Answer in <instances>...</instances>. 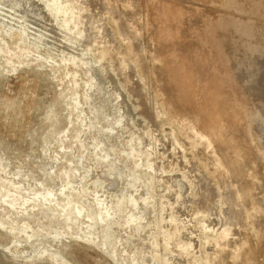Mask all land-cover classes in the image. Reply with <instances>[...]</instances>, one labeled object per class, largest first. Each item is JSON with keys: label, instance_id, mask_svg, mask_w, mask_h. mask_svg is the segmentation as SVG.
<instances>
[{"label": "bare ground", "instance_id": "bare-ground-1", "mask_svg": "<svg viewBox=\"0 0 264 264\" xmlns=\"http://www.w3.org/2000/svg\"><path fill=\"white\" fill-rule=\"evenodd\" d=\"M120 1H123L124 2V0H120ZM126 1L128 2V0H126ZM156 1L157 0H155V1H153V0H132V2H133L132 3L133 9L131 10L132 15L134 14V12H136L139 15H144L145 16L146 14L142 12V9L141 8H142V6L144 8L145 7L144 5L147 2H148V6H152L153 7V8L152 7H149V8H151L153 10L156 9V11H153V10L150 11L149 10L150 12L148 14V15L152 16L150 19H152L151 21L153 22V25H152V28L153 29L151 30V34H152L151 40L154 39L156 41V45H155V47H153L152 44L151 45H148L147 44L146 47H144L142 50H140V52L139 51H135V53H134L135 55H134V57L132 59L137 60L141 64L140 66L143 67V68H145L147 70V72H146L147 73V77H149V73H150L151 69L154 70V72L157 71L159 73L158 74V76H159L158 81L157 80H154L156 82L153 81L154 83H156V86H157V84H159L161 86H165V88H168L169 86L171 88V85L174 84V81H173V83L170 82L171 85H169L170 84L169 83V79H165L164 80V78L167 77V75H169V74L173 76V75H176V73H177L178 74V77H179V82H177V83L181 84V87H186V89L185 88H183V89H185V90L189 89L188 90V95H189V98L191 100L188 99L187 101L192 102V103H190V105L193 104V107H194V108L192 107L193 109H192L191 112H188L189 110L188 111H183V109H181L180 111L177 110L178 112L175 111L176 110V105L180 104L178 102H181L183 100V99H181V101H179L180 99H178V102H176V100H175V102H173L174 101L173 100V97L179 95L177 93L178 91H176V94H178V95L172 96L171 95V92L172 91L170 92L169 91L170 89L168 88L169 90H167V89L166 90L170 94L167 93L166 90H165L166 91L165 94L166 95L169 94L170 97L172 96V100L171 101H169L170 100V97L169 96H166L167 98L169 97L168 98L169 100L167 99L168 102H169V107H170V109H172L171 110L172 111V114H175V116L178 117L177 118L178 119L177 123L179 124V127L180 126H182V128L184 127L186 133L188 134V137H182V136L181 137L183 138V140H186V142H188L187 143L188 145H190V140L191 139L194 141V143H195L194 149L196 150V153L195 154L197 155V158H199L200 160H203L207 164V166L209 167L210 171L217 174V181H218L217 187L216 188L215 187L214 188L210 187V182L208 181L207 177L204 175L205 173L204 174H201V173L200 174H197L196 173L197 170H196V172L195 171L194 172L193 171H188L187 173L190 176L188 178L191 179V184L195 186L194 189L197 188L196 194H197V198L198 199L196 201L189 202L188 199L183 198L181 196V193H180L178 195V197H177V200L176 199H175L176 201L173 200L172 207H175V210L177 211L176 213H178L176 215L179 216V214H181V216L183 215V218L181 220L180 225L177 224V221L175 219H172V218H169L168 219V222L171 225L172 224L173 225L176 224L175 230L173 232H171L169 235L166 234L165 221L162 219V217L165 216V212H167L169 210V207H171V206H169L168 202L163 201L162 202V206H163L162 207V210L160 209L161 210V213H158V214H160V221H159L160 223H156L157 225L155 224L156 225V228H157V232H155V234H156L155 235V238H154L155 240L153 239L154 241H152L151 239H149L151 241H148V239L146 238V235H147V233H149L148 231L151 230L150 229V221H149V219L151 220V218H154L156 215L154 217H152L151 216L152 215L151 214L152 212L149 211L150 207L148 209L147 206H148V204H150L151 199L154 198V197L150 198L149 195H151V194H149L148 196H145L144 197L143 195L145 193L144 192L145 189H143V188H142V190H143L144 193H142L141 191H138V192H141L140 195L143 194L142 195L143 197L141 196L142 198H140V200H138V198H134L133 197L134 195L132 196V193L133 192H136V194H137V191H135L136 189H138V187L136 186V183L139 182V180L141 178L138 175H136V173H134V170L137 169L140 166V163H139L140 160L138 158L139 155H137V153H139V151H138L139 148L136 149L137 147H132V148L129 147L130 148V152L129 153L122 152V151L116 153L118 156L119 155L121 156L122 154H124L125 156H128V157H130L132 159V167H131L132 170L129 171V172L127 170L128 173L125 172L126 175L128 174L127 177H126L124 175V168L122 166H119L118 165L119 162L117 163V159L114 157L115 155L113 154V151H115L116 149L115 150H112L113 148H111L110 146H108V144L103 140L102 137L101 138H98L97 137V140L98 141L95 144L94 148L95 149H98V151H99L98 153L99 154H97V160H95V161H96V163H98V164H100V165H102L104 167L102 169L100 168L101 171H100V176H99L100 179L103 181V183L97 184L96 182L93 181V179H92V181H87L88 177H91L92 178V176H90V173L92 171H91L90 168H84L83 169V174H82L83 176L82 177L80 176L81 177L80 185H82V184H84V185L90 184L91 191H93L92 194L95 193V190L96 189H99L100 190L99 192L102 193V194L100 195L98 192L95 193L94 195H92L91 199L89 201H87L86 203H84L82 201H79V198H81V196H83V193H85V196H84V199H85L86 192H84V189L87 186H85L84 188H82V187L80 188V186L78 184H75V181H73L74 183H72L69 180L67 183L65 182L66 184L61 187L62 188L61 190L58 188L60 190V194L64 197V200L63 201H57L54 191L52 189L47 188V187H46L47 189H45L43 192H35V193L31 194V195L23 196L22 195V192L23 191H25V193H28V192L25 190L26 187H25V185H23V181L22 180H21L22 183H20L21 181L17 182L14 179H9L8 180L7 177H5L7 179H4V177H3L4 181L9 183V187L10 188H7L4 184H0V204H2L3 206H5L11 212H14V214L16 216V217H14V214L6 213V216L11 220V224L9 222L10 226L8 227L9 232L10 233H13L14 237L15 236H19V235L22 234L25 237L26 241H30L33 237L36 236V234L33 233V229L29 226V224L27 223V221L26 222L24 220L18 221L16 219L17 217L26 214V212L27 211H30V210H31V212L36 210L35 213H37L36 216H38V217H35V220H34L36 223H37V221H39V219L41 220V218L42 219H47L48 221H54V222L59 221V222H61L60 223L61 225H63L65 228H68V229H70L72 225H76V222L79 219V217H82V218H85V221L84 220L83 221H84V224H85V230L84 231L86 232V235H89L90 236L91 235V232L93 231V229L95 227H97L98 230H99V232H100V234H101V237H102L101 238L102 240H101L100 246H102V247L103 246L104 247L107 246L109 249L110 248L112 249V251H113L112 253H115L114 248H115V246L118 243V239H117V237L116 238L113 237L114 234L110 231V228H111V225H112V221L111 220L113 218L112 216H114L115 218H113V219H114V223H115L116 217L119 216V215H122V220H121V222L119 221V226L126 228V231H124V232H126V236H127V237L125 236L126 239L124 238L126 240V242L127 241H130L133 237H135V239L137 237V239L141 242V244L142 243L144 244V245L142 244L143 246H145V244L147 242H150L149 243V246L148 247L146 246V247L149 249L150 246H151L154 249V252H156L157 247H160L161 246V248H162V250L164 252H167V253L170 252L171 254H173L174 250L175 251L178 250V254H183L185 256L190 255L191 252L194 253L193 252L194 246H193V243H191L192 241L191 240L190 241L189 240H183V236H184L183 234L185 233L184 232L185 231V228L188 227V225H192L194 232H192L191 235L194 234L195 232L198 233V235L200 237H202V239L206 243H209L212 246V248H211V250L209 252V254L211 253L210 256H208V255L205 256L207 258L206 261H205V264H264V178H261L262 181H263L262 183H259L257 181L258 176L261 177L264 174V103H262L259 100V101L256 102V104L253 105L254 106V109H252L253 112L250 115L251 125L250 126L247 125L248 122L246 124H244L243 122H245V121H243V120H245L246 118L242 114H244V109H245L244 107L247 106L246 105L247 104L246 99L243 100V101H241V99H239V97H238L239 95H238V93H236V91H239V88H237L238 90H236L235 92H233L234 91V88H233V91L230 90L231 92H229V89H227L229 86H227V88H226V87H224L226 84L225 85L223 84L225 81L229 82L230 81L229 79H231V81H232L233 78H231L229 76L230 75L232 76V74L235 73V72H233V73L231 72L232 73L231 74L230 73V70H228V68H230L231 65L230 66L228 65L229 60H228V58L226 59V57L228 55H230V53H232L231 57H229V56L228 57L231 60V64H233L234 67L236 68V69L234 68L233 70H235L236 72L239 71V72H237V74L239 75V77L241 78V81L244 84L242 86L245 87L244 89H246V87L249 86L248 87L249 89L252 90L254 88V91H256V88H258L257 83H256V81H257L256 80V78H257L256 76L257 75L260 76L262 74V77H264V74H263L264 73V63L261 62L262 59H264V57H263L264 52L261 53V54H263L262 57H261L260 56L261 54L258 52L259 50L258 51H255V52H258L259 53V54H257V55L260 56V59H259L257 56L254 57L256 55V53L253 51L255 53L254 56H253L254 60L256 58H258V60L256 59L257 62H255V63H254L253 58L251 57L252 55H250V54H252V52L250 54L248 53L249 56L252 58V60H249L250 57L247 56L248 54L245 51L243 53L240 52V50H242V48L244 47V45H242V42L244 41V39L246 40V39H249L250 38L249 37L250 33L247 32L249 34L248 35L245 31L242 32L240 29H238V30H240L242 32V33H240V31H236L235 30L236 28L233 29L232 27H230L232 24L229 25V27H228V24H226L228 21H226V20H231V22H232V19L229 18L230 16H228V17L226 16L227 18L224 17V19H223L222 16H225L226 14H223V15L215 14L216 12H213L211 10V12H213L215 14V16L213 14V16L211 18V16H209V15L206 16L205 15L207 13V11H206L205 14H203L204 13V10L202 12L201 9H200V11L197 10V9H195L192 6L193 3H192L191 6L194 9L191 8L190 6L189 7H185L184 5L181 6L182 4L179 5L178 4L179 2L177 4L176 3L168 4V3L158 2L159 0L157 2ZM193 1H197V0H193ZM222 1H224V0H222ZM0 2L2 4H4L5 6L7 5L8 10L9 9L11 11L13 10V11L17 12L18 14H22V15L30 18V20L28 22H30L32 20L34 22V24H36V26H38V25L41 24L42 26L43 25L46 26V28L48 30L49 29L51 30V29H53V27H55L54 28V32H55L56 27H58V29L59 28L60 29H63L64 28V31L66 29V30L71 31V32L73 31V33L75 32L76 36H78L79 38L83 39L82 40V43L83 42L86 43L87 46L85 48H87V50H88L87 55L89 54V51H90V53H93L94 54L96 60L99 63L100 62H103V63L104 62H107L111 58H113V60H114V55H113V57L111 56L112 54L110 53L108 47H111V46L114 47V48L117 47V44H116L117 43L116 42L117 41V38L111 33L110 28L107 29V25L104 23V19L107 16V14H104V9H105L104 8V0H72V2L71 1H69V2L68 1L62 2L61 0H0ZM188 3H190V2H188ZM203 3H204V1H203ZM74 4L75 5L77 4V6H75ZM183 4H184V2H183ZM185 4H187V1H186ZM196 4L197 3H195L194 5H196ZM246 4L249 7H252V9L257 10L258 12L262 13V15L264 14V3L261 0H246ZM186 6H188V5H186ZM1 7L3 8V6H1ZM1 7H0V9H2ZM116 7H117V5H116ZM241 7H242V5H241ZM237 9H235V10H237ZM205 10H207V9L205 8ZM9 12L10 11H8V13ZM208 12L210 13V11H208ZM11 14L13 15V13H11ZM18 14L16 16H20ZM111 14H113L112 11H111ZM2 15H3V13H2ZM234 17H236V16H232V18H234ZM7 18H10V17H7ZM59 18H61V21H59ZM186 18L193 19V22H192L193 25H191L190 24L191 22L190 21H187ZM260 18L258 20H260ZM3 20H4V18H3ZM4 21H2V22H4ZM20 22H21V20H20ZM24 22H26V20ZM231 22H229V24ZM18 23H16V24H18ZM199 23H200V25H199ZM219 23L220 24L222 23L224 25H227V26H225L227 28L222 27V26H224L222 24H221L222 26L219 25V27H217V25ZM250 23H251V21H250ZM254 23L259 26L258 22L257 23L256 22H253V24ZM233 24L235 25V23H233ZM239 24H242V26L240 28L243 29V30H246L245 28H247V27H249V30H250V28H255V27L258 28L257 25H251L252 23L249 24V19H248V21H237L236 22L237 28H238ZM246 24H249V25H246ZM234 25H232V26L235 27ZM3 26H2V28H3ZM24 27H22V25H20V28H18V30L16 32L14 31L15 33L13 32V34L10 35V37H11L10 39H14L15 40V44L20 43V42L23 43V45L20 44L22 46H20V45L17 46L18 52H15L16 50L15 51L14 50L12 51L9 48V46H8V42L4 41V39H2L1 38V35H0V38H1L0 39V53H2L3 55L9 56V58L8 57L5 58V61H6L7 64H13V65H15V64H19V65L24 64V63H26V60L29 58L28 56H32V57L34 56L33 55L34 53H33L32 49H30L29 47H33L34 46L38 50V47H39V46H37L38 44L36 43L37 45H35V44H33V43L30 42L31 39H29L28 38V35H26V34H28L26 32L27 27L26 28H24ZM11 29L12 28H10L8 31H10ZM13 29H15V28H13ZM119 29H120L121 36H122V34L124 33V29H122V26H120ZM30 30H32V29H30ZM35 30H38V29H35ZM2 31L0 29V33H2ZM8 31L5 30L4 33L7 34ZM56 31H57V29H56ZM246 31H248V30H246ZM252 31H253V29H252ZM257 31L259 32L258 29H257ZM257 31L255 30V32H257ZM43 32H44V30H43ZM39 33H36V34H39ZM49 33H51V31L50 32H46V34H49ZM55 34H57V33H55ZM59 34H60V32H58L57 36ZM209 34L212 37L211 38L212 44H213V39L215 41V43L213 44V46H216L215 44H217V43L227 44L226 45L227 47L230 46L229 47V51H230L229 54L227 55L225 53L227 55L226 57H225V54L224 53L221 54L222 56H224V58L223 59H220V61H216V63H215L214 58H217V57L215 55H213V52H210V48L211 47L210 48H207L206 47L207 44L206 45L204 44L205 41H206L205 39L210 37V36H208ZM260 34L263 35L262 32ZM190 35H194L193 36L194 37L193 39L195 41L193 39H191L192 36H191V38H189ZM60 36H61V34H60ZM72 36H74V34ZM215 36L219 40H216L215 39ZM256 36H258V35L256 34ZM259 36L257 38H259ZM23 37L24 38L27 37L28 39L26 40ZM49 38H51V35H50ZM187 38H189L190 40H188ZM236 38H237V40H235ZM257 38H254V39L259 40ZM68 39H70V38H68ZM128 39H129V42L134 43L133 44L134 47H135V45L138 44V42L135 41L133 38H128ZM209 39H207V40H209ZM260 39L261 40L259 42L261 43V45L264 44V37L263 36H260ZM34 40L36 41V39H34ZM34 40H32V41H34ZM52 40H54V39H52ZM56 40H57V38H56ZM56 40H54V41H56ZM71 40H73V39H71ZM123 40L126 41L127 40V37H124ZM151 40L148 39L149 42H151ZM9 41H11V40H9ZM59 41H60V39H59ZM191 41H192V44L195 42L197 45L196 46H194V44L192 45L191 44ZM252 41H251V43H252ZM43 42H45V41H43ZM60 42H58V43H60ZM26 43L28 44L29 47L28 46H24V45H26ZM41 43L42 42L40 41V45H41ZM68 43H71V42H68ZM139 43H140V41H139ZM254 43L255 44H258L257 41L254 42ZM115 44H116V46H114ZM43 45H45V43ZM190 45H192V47L194 46L196 48H197V46L199 47V48H197L198 49L197 55L194 56L195 49H193L192 47H190V49L192 48V51H193V55H191L190 52H192V51L188 49ZM250 45H249V47H250ZM258 45H256V47L255 46L254 47L252 46L253 49H256V50L259 49L257 47ZM238 46H241L240 49H239ZM41 47H42V45H41ZM50 47H52V46L50 45ZM60 47H62V46H60ZM63 47H64V45H63ZM227 47H226V49H227ZM69 48H72V47L69 45ZM118 48L119 47H117V49ZM260 48H261V50H263L264 47H261L260 46ZM186 49H188L187 51L189 52V56L191 55V58L192 59L190 61H188V59H185V56L187 54H185L184 57L182 56L181 51L184 53V52H186V51H184ZM85 50H83V48H82V51H85ZM223 50H225V49H223ZM78 51L79 50H77V52ZM117 51H119V50H117ZM200 51H201V54L199 53ZM246 51H247V49H246ZM72 52H73V49H72ZM41 53L42 54L44 53V55L46 54L45 52H41ZM74 53H76V52H74ZM119 53H123V52L120 51ZM38 54H40V53H38ZM48 54H46V55L48 56ZM55 54H56V50H55ZM58 55H60L61 58H62L61 59V62H60L61 64L63 63L64 65H67L66 63L72 62L75 65L74 60H71L70 61V59L68 58L69 55H66V53H65L64 50L61 51L60 54H58ZM77 55H79V54H77ZM80 55H81V53H80ZM239 55H241V56H239ZM42 56L43 55H41V57ZM13 57L14 58H17L18 60H20L23 57H27V59L24 60V61L12 62L13 60L11 61V59ZM39 57H40L39 55H37V56L35 55L34 56V58H36V59H40L41 58V57L40 58ZM147 57L152 58V63L154 62V64L155 63H158L159 64V63H161V62L164 61L165 65L164 66H161V64H160L161 67L158 66V65L157 66H155V65L149 66V65L146 64ZM81 58H83V57H81ZM86 59H80V60L79 59H76V60H79L77 62H79V64L80 63L82 64L83 69L85 67V70H82V71L86 72L85 74L90 73L91 75H94V72L96 73V71L99 70V67H98V69H96L95 68V65H93L92 63H90L89 62V59L88 60H86ZM54 60H55V57H54ZM227 60H228V63H227ZM259 60H261V61H259ZM57 61L58 60H56L54 66H53V63L52 62L46 61V62H48L49 65H52V66H49L48 65V67H49V69H50L51 72H58V70H60V69L57 68L58 67V64H59V63H57ZM109 62H110V60H109ZM217 62H219L220 64H218ZM0 63H2V62H0ZM40 63H41V59H40ZM33 64H35V63H33ZM116 64L117 65H116V69L115 70L117 71V74H119L121 76V78L123 79V83L126 84V87H128L129 92L132 93L131 94L132 97H133L134 93L136 95L137 94L139 95L140 93H139V91L137 89H139V90L142 91V89H140V88L137 87V86H139L138 85L139 80H138V82H136L137 79H133L134 81L136 80L135 81L137 83L136 84L134 81H131L132 76H130L133 73V69L136 68L135 65H134V63L133 64L130 63L129 59H127L126 56H122L121 60H118L116 62ZM68 65H70V64H68ZM233 65H232L231 68H233ZM42 66H44V68L46 69L45 65L42 64V63L38 65V69H39V67H42ZM103 66H104V64H103ZM143 68H141V69H143ZM95 69H96V71H95ZM146 70H144V71H146ZM163 70H166L169 73V74H166L165 77H163V73H166V72H163ZM207 70H209L211 73H209V71L207 72ZM97 72L99 74L100 71H97ZM157 72L155 74H157ZM220 72H222V74L224 73L223 76H221L222 74L220 75ZM250 73H252L253 75L250 74ZM46 75H48V73ZM71 75H73V74L70 73V72H67L66 73V76L67 77L68 76H71ZM107 75L110 76V74H107ZM254 75H255V77H254ZM94 76L96 77L97 75H94ZM94 76H93L92 81H89V82L86 83L87 90H85L87 92V96L85 95L86 96V101L88 102V104L87 103L86 104L88 105L89 114L91 115V117H90L91 120H89L88 122H86L87 120L84 119L85 117H83V118L81 117V115H80L81 112L80 113H76L77 114L76 118L80 122V125H78V126L82 127V129L83 128H86V130H89V132L90 131H94L95 132L96 131L95 130V128H96L95 127V124L103 125V126H101L102 127L101 128L102 131L103 132H107L110 135V138H113L114 137L113 139H115V137H117L118 134H115L114 133V127L115 126L116 127H120L122 125L126 126L125 124L127 123V121H128L127 118L129 116L127 114L130 113L131 110H129V109L131 107L128 106V107H130L129 109L127 108V111L129 110L128 113L121 112L120 116H118V117H114V118H112V116H110L108 118L103 117L102 104H103L104 101H103L102 96L105 94L103 90L106 89V88H104L102 90V88H101V82H99L98 80L95 81L94 80ZM120 76H118V77L120 78ZM133 76H134V74H133ZM172 76H171V78H172ZM236 76L234 77V79L235 78L236 79L239 78V77H236ZM56 77H58V75ZM112 77H115V76H112ZM112 77L111 78L109 77V78L112 79ZM227 78H228V80H227ZM260 78H261V76L258 78V80H260ZM143 79H145V77H143ZM261 79H264V78H261ZM112 81H113V84H114L116 82V79L113 78ZM112 81H111V84H112ZM145 81L147 82V80H145ZM237 81L235 80L234 82H237ZM253 82L256 83V84L255 85H252ZM65 83H67V82H65ZM69 83H70V81H69ZM261 83H263V82H261ZM234 84H236V86ZM234 84L233 85L235 87H237V85L239 86L238 83H234ZM258 84L261 85L260 84V81L258 82ZM115 85H117V83H115ZM227 85H229V84H227ZM231 85H232V82H231ZM152 86L150 85L149 87H152ZM177 86H180V85H176V87ZM77 87H75V88L77 89ZM116 87L117 86L112 87V89L113 88H116ZM262 87H264V85H262ZM80 89H81V87H80ZM82 89H83V86H82ZM148 89L145 88V90H148ZM230 89H232V88H230ZM241 89L243 90V87L240 88V90ZM117 90H115V91H117ZM182 90L179 91V93L184 91V90L183 91ZM118 91L120 92V90H118ZM189 91H190V93H189ZM191 91H193V92H191ZM243 91H245V90H243ZM74 92H76V91H74ZM245 92H247V91H245ZM249 92H250V90H249ZM251 92L254 93L253 91H251ZM107 93H108V91H107ZM145 94H146V91H145ZM172 94H175V93L172 92ZM243 94H242V97H244ZM263 94H264V92H263ZM68 95L69 96H66V97L71 98L73 96L72 94H68ZM109 95L110 94L108 93V97L109 98H112L111 95L110 96ZM123 95L125 96V94H123ZM136 95H134V96H136ZM188 95H186V96H188ZM251 95L252 94L249 95V99H250V96ZM93 96H96L100 101H98V102L93 101ZM119 96L121 97V94H119ZM245 96H247V94ZM179 97H181V94H180ZM65 98H63V99H65ZM257 98H258V96H257ZM84 99L85 98H83V100ZM139 99H142L141 101L145 100L144 104H146L147 101H149L150 98L148 99L146 97V95H143L142 94V96L139 97ZM75 100L76 99L71 100L72 102L70 104L68 102L67 106H70L71 109L74 110V111L80 110V108L79 109L77 108L78 107V104L77 103L74 104L75 103ZM247 100H248V96H247ZM254 100H253V102L255 103ZM110 101H109V103H111ZM124 101H125L124 99L122 101H118L119 102V105H121ZM140 103L141 102H139V105H140ZM175 103H178V104L175 105ZM181 103H183V102H181ZM104 104L107 105L108 103H105L104 102ZM151 104H152V102H151ZM157 104L155 103V106H157ZM143 105L141 103V107ZM248 105H249V103H248ZM104 106L105 105H103V107ZM146 106L147 105H145V107ZM148 106H149V104H148ZM153 106L151 108H153ZM184 106H185V103H184ZM145 107L143 108L144 109L143 112H145V110H147V109L150 108L149 107V108L145 109ZM157 107L159 108V106H157ZM156 108L154 109V117L157 119V118H160V117L158 115L159 112L157 111ZM166 108L168 110V107H166ZM190 109H191V107H190ZM120 111H123V110H120ZM147 112H148V110L146 111V113ZM168 113H169V110H168ZM131 114L132 113H130V115ZM150 114L151 113H149V115H148V113H147V116H150V118L154 119L153 118V115H152L153 113L151 115ZM147 116H146V118H147ZM148 118H147V120H148ZM157 120H159V119H157ZM155 121H154V124L157 123V122H159V121H157V122H155ZM71 123L73 124L72 121H71ZM152 123L153 122H151V124ZM135 124L138 125V123H135ZM157 124H158V126H159V124L161 126V123L160 122L157 123ZM251 126L252 127L254 126V129H255L254 131L259 136L258 138H259V141H260L261 146L263 147V150H259L257 147H254V144H252L253 141L251 142V137H250V133H249L250 132V128L252 129ZM159 127L155 126V130L153 131L154 133L152 132L154 135L158 134V136H155V137L153 136L154 137V141L153 142H150L149 144H147V148H149V150H150L149 151L150 153L148 152L149 153L148 156L149 155H152V151L154 149H158L157 146H160V144L163 145L167 141H169V143L171 144V146H176V141L174 139H172V137L170 136L169 133H167V132H169V130L165 133V131H163L164 128L163 127H160L159 128ZM142 128H139V129H142ZM161 128H163V130ZM151 130H153V128ZM133 131H134V129H133ZM118 132H119V130H118ZM139 133H141V132H139ZM146 133H148V132H146ZM57 134H55L54 136H56ZM65 134L63 135V137L65 136ZM92 134H93V132H92ZM119 134H121V133L119 132ZM141 134H140V136H141ZM148 134H150V133H148ZM89 136H88V139H89ZM136 136H137L136 138L138 140H139V138L141 140V137L139 135H136ZM146 136H147V134H146ZM150 136H152V135H150ZM95 137L96 136H93V138H95ZM52 138H50V139L52 140ZM125 138H127V137H125ZM50 139H48V140L50 141ZM74 139H76V138H74ZM79 139H80V137H79ZM144 139H145V137H143L142 141ZM105 140H106V138H105ZM145 141H147V140H145ZM132 142H133V140H132ZM44 143H47V142L44 141ZM60 143H61V141H60ZM74 143L77 144L76 142H74ZM89 143H92V142H90V140H89ZM67 144H69V142ZM127 144H128V142H127ZM61 145H62V143H61ZM140 145H142V144H139L138 146H140ZM145 145H143V146H145ZM78 146H79V142H78ZM129 146H131V145H129ZM143 146L140 147V150L142 149ZM164 146L167 147L166 145H164ZM73 147H74V145H73ZM165 147H163V148L165 149ZM145 148H146V146H145ZM147 148H146V150H147ZM53 149L54 148H52V150ZM95 149H94V151H96ZM161 149H162V147H161ZM0 150H1V148H0ZM143 150H145V149H142V151ZM67 151H69V150H67ZM72 151H74V150H72ZM158 151H160V150H158ZM57 152H61V151H57ZM182 152H183V150H182ZM133 153H135L137 156L134 155ZM156 153H157V151H156ZM0 155H2V154H0ZM5 155H6V153H5ZM64 155H63V157H64ZM71 155H69V156H71ZM82 155H83V153H82ZM145 155H146V153H145ZM232 155H234V156H232ZM22 156L24 157V155H22ZM83 156H85V155H83ZM176 156L178 157V155H176ZM181 156H180V158H181ZM53 157H55V155H53ZM56 157H57V155H56ZM121 157H123V156H121ZM169 157H170V155H169ZM169 157L167 156L168 159H169ZM84 158H86V156ZM152 158H153V156H152ZM11 159H12V157H11ZM19 159H16V160H19ZM183 159H185V158L182 157V161H183ZM144 160H146V158H144ZM21 161H22V159H21ZM66 161H67V163L69 165L72 164L71 158L70 159L67 158ZM79 161L80 160L76 161V163H78ZM174 161H175V159H174ZM174 161H171V162H174ZM1 162H4V161H1ZM146 162H147V164H145L146 165L145 166V169L147 171V177L145 175L146 178L145 177L144 178L148 182H152L154 180V177H153L154 174L153 173L157 172V169L155 168L156 165L155 164L153 165L152 159L151 160L149 159ZM159 162H162V159ZM165 162H166V160H165ZM168 162H170V161H168ZM195 162H197V161H195ZM73 163H74V161H73ZM7 164H6V166H7ZM41 164H40V166H41ZM126 164H128V163H126ZM159 164L160 163H158V165ZM173 164H175V163H173ZM189 164H192L193 165L195 163L194 162L193 163L191 162ZM3 165H4V163H3ZM16 165H17V162H16ZM52 165H53V162H52ZM161 165H162V163H161ZM168 165H169V163H168ZM192 165H191V168L194 169L193 168L194 165L193 166ZM40 166L38 165V167H40ZM143 166H144V164H143ZM11 167H12V165H11ZM83 167H81V168H83ZM95 167H97V166H95ZM157 167L159 168V166H157ZM181 167H182V170H183V167L184 166H181ZM247 167L251 171V173L249 175L246 172V168ZM0 168H1L0 171L3 172L4 169H2L1 166H0ZM13 168H15V167H13ZM43 168H45V167H43ZM80 169H79V171H80ZM145 169H144V171H145ZM168 169H166V170H168ZM38 170H40V168ZM49 170L47 172H49ZM71 170H77V169L73 167V169L70 168V170L65 171V174H66L67 178H69V175H70ZM98 170H99V168H98ZM142 170H143V168H142ZM51 172H53V171H51ZM75 172H72V173H75ZM18 173L16 172V174H18ZM25 173H27V172L25 171ZM40 173L41 172H39V174ZM46 173L44 174L45 176L48 175ZM61 173H62V169H61ZM168 173H170V172H168ZM168 173H166V174L168 175ZM144 174H146V173H144ZM157 174H156V176H157ZM31 175H33V174H31ZM31 175H30V177H31ZM63 175H64V172H63ZM15 176H17V175H14V177ZM33 176L31 178H33ZM58 176H57V178H58ZM66 176H64V177H66ZM141 176H142V174H141ZM17 177H15V178H17ZM48 177H49V175H48ZM171 177H170V179H171ZM182 177H184V176H182ZM31 178H29V180ZM41 178H42V176H41ZM142 178H143V176H142ZM21 179H23V178L21 177ZM46 179L49 180L48 178H46ZM161 179H162V177H161ZM161 179L160 178H159V180L157 179L158 181H160V182H158V181L157 182L160 185H162V187H165L166 188V190H167L166 192H169L170 189H169V187H168L169 185L167 183L169 182V184H170L171 183L170 180L166 183V182L162 181ZM167 179H168V176H167ZM56 181H54V182H56ZM65 181H67L66 178H65ZM41 182H42V184L44 183L43 181H41ZM28 184L29 183H27V185ZM50 184H48V185H50ZM143 184H141V185L143 186ZM37 185L35 184V186H37ZM23 186L25 188L21 190V188ZM118 186L121 187V190L118 189L119 190V195L116 196V194H113L112 192ZM172 187H174V185ZM174 188H173V190H174ZM58 189H57V191H58L57 193H59V190ZM148 189L149 188H147V191H149ZM86 191H88V190L86 189ZM163 192H164V190H163ZM89 194L91 195V193H89ZM155 195H153V196H155ZM174 195H176V193ZM171 197H173V196H171ZM159 201H160V199H159ZM153 203L155 204V202H153ZM157 205H160V204H157ZM28 209H30V210H28ZM90 209H91V212H92V210H94L95 212L90 213L89 212ZM173 214H175V213L173 212ZM166 215H167V213H166ZM4 216H5V214H4ZM149 216H150V218H149ZM43 221H45V220H43ZM4 223L5 224L6 223L8 224V222H4ZM39 223H40V221H39ZM0 225H3V224L0 222ZM42 227H43V225H42ZM159 227H160V229H159ZM117 228H119V227H116V229ZM156 228H154V229L156 230ZM189 228L191 230V227H189ZM39 229H40V227H39ZM117 230H119V229H117ZM62 231L63 230H61V232ZM2 232H4V231L2 230ZM61 234L62 233H58V232H53L52 233L51 231H47V233H46L47 236H49L51 238H54V240H55V238L58 239V237H60ZM115 235H116V233H115ZM188 235H190V233L187 234V236ZM198 235H197V237H198ZM62 236H64V234ZM116 236H118V234ZM194 236H196V235L194 234ZM75 237L78 238L79 235H77ZM192 237H193V235H192ZM159 238H162V241H160L161 243L158 241ZM19 239H18V241L16 240V242H19ZM25 239L23 238V240H25ZM59 239H61V237ZM85 240H87V239H85ZM62 241H64V240H62ZM139 241H137V242H139ZM132 242H135V241H132ZM43 243H45V242H43ZM196 243H197V240H196ZM64 244H65V242H64ZM87 244H89V243H87ZM120 244H121V242H120ZM137 244H139V243H137ZM46 245H47V243H46ZM142 245H140V246H142ZM207 245H205V246H207ZM15 246H16V244H15ZM25 246H26V244H25ZM91 246H93V245H91ZM131 246H133V244ZM140 246L137 245V248L136 249H138ZM143 246H142V248H143ZM201 246H200V249H201ZM16 247H18V246H16ZM30 247H34V246H30ZM56 247H57V245H56ZM56 247H55V249H56ZM146 247H145V250H146ZM8 248L7 247H0V264H58L62 260L61 259V256H59L60 254L58 255L56 252L55 253H51L50 252L51 249L49 251V249L47 250L46 247H43L42 249H40V248L39 249L36 248L35 250L32 249L31 255L27 256V258H25L26 260L22 257V259H24L25 261H19V259H18L19 257L17 256V254L16 253L14 254V253L10 252ZM50 248H52V247H50ZM121 248L122 247H120V249ZM132 249H134V248H132ZM149 250H151V249H149ZM99 251H100V249H99ZM131 251L133 253V254H131L132 256H130V257H132L131 263L132 264H136L137 263V260H136V258L133 257L134 256V252L136 250L135 251L134 250H131ZM148 251L147 252L145 251L144 253L141 251L142 254L140 252V255H141V259L140 260L142 261V259H143V261H144L143 263L144 264H152V263H150V261L154 259V258H152V259L151 258H148L149 255L151 254L150 251L149 252ZM110 252H111V250H110ZM151 252L153 253V250ZM195 252H197V251L195 250ZM204 252H205V250H204ZM120 253H121V251H120ZM156 254H157V252H156ZM197 254H198V252H197ZM124 255H123V257H124ZM63 256H64V254H63ZM192 257L193 258H190V259L193 260L194 264H196V263L199 264L201 262L200 261L198 263V260H197L198 258L195 259L197 256H195V257L192 256ZM176 259H178V257ZM183 260H185V259H183ZM195 260H197V262ZM63 261H64V259H63ZM172 261H174V260H172V258L165 257V255H164V258H163V261L162 262H163V264H172ZM126 262H127V260H126ZM180 262H182V263H180ZM180 262H179L180 264H183L184 263L183 261H180ZM175 263H176V261H175ZM158 264H159V262H158ZM189 264H191V262H189Z\"/></svg>", "mask_w": 264, "mask_h": 264}, {"label": "rangeland", "instance_id": "rangeland-1", "mask_svg": "<svg viewBox=\"0 0 264 264\" xmlns=\"http://www.w3.org/2000/svg\"><path fill=\"white\" fill-rule=\"evenodd\" d=\"M62 2H66V1H71L72 2V0H61ZM126 0H124V2L123 1H120V0H104V14H107V16H106V18L104 19V23L107 25V29H109L110 28V31H111V33L117 38V47H119L118 49H117V47H108L109 48V51H110V53L112 54L111 56L113 57V55H114V60H113V58H111V59H109L110 60V62H109V60L107 61V62H98L97 60H96V58H95V56H94V54L93 53H90V51H89V54L87 55V53H88V50H87V48H85L87 45H86V43L85 42H83L82 43V40L83 39H81V38H79L78 36H76V34H75V32L73 33V31L71 32V31H68V30H66L65 29V31H64V28L63 29H58V27H56V29H57V31L58 32H60V34H61V36H60V34L57 36V34H58V32L56 31V29H55V32H54V28L55 27H53V29H47L46 28V26H42L41 24V26L40 25H38V26H36V24H34V22L31 20L30 22H28L29 20H30V18H28V17H26V16H24V15H22V14H18L17 12H15V11H11L10 9L8 10V8H7V5L5 6L4 4H2L1 2H0V7L1 6H3V8L2 9H0V29H1V31H2V33H0V35H1V38L2 39H4V41H6V42H8V46H9V48L13 51H15V52H18V49H17V46H19L20 44H22L23 45V43L22 42H20V43H17V44H15V40L14 39H10L11 37H10V35L11 34H13V32L15 31H17L18 30V28H20V25H22V27H24L25 25V27L24 28H26L27 27V30H26V32L28 33V34H26V35H28V38L29 39H31L30 40V42L31 43H33V44H35V45H37V46H39L38 47V50L33 46V47H29L28 46V44L26 43V45H24V46H28L30 49H32V51H33V55L35 56H37V55H39L40 57H41V55H43L40 59H41V63L42 64H44L45 65V67H46V69L44 68V66H42V67H39V69H38V65L39 64H41L40 63V59H36V58H34V56L32 57V56H28L29 58L27 59V57H23V58H21L20 60H18L17 58H12L11 59V61L12 62H17V61H24V60H26V63H24V64H21V65H19V64H15V65H13V64H7L6 63V61H5V58H9V56H7V55H3L2 53H0V62H2V63H0V148H1V150H0V154H2V155H0V162L1 161H4V162H1L0 164V166L2 167V169H4V171L2 172V171H0V184H4L7 188H10L9 187V183L8 182H5L4 181V179H7L8 178V180L9 179H14L15 181H17V182H19V181H23V185H25V187L23 186L22 188H21V190L22 189H24L25 188V190L28 192V193H25V191H23L22 192V195L23 196H27V195H31V194H33V193H35V192H43L45 189H47V188H49V189H52L53 191H54V193H55V196H56V200L57 201H63L64 200V197L60 194V190L62 189L61 187L62 186H64L69 180L72 182V183H74L73 181H75V184H78L79 186H80V188L82 187V188H84L85 186H87V187H85V189H84V192H86V197H85V199H84V196H85V193H83V196H81V198H79V201H82V202H84V203H86L87 201H89L90 199H91V197H92V195H94L95 193H99L100 195L102 194V193H100L99 191V189H96L95 190V193L94 194H92V192L93 191H91V188H90V184H87V185H84V184H82V185H80V182H81V177L83 176L82 174H83V169L84 168H90L91 169V173H90V176H92V178L91 177H88V179H87V181H92V179H93V181L94 182H96L97 184H101V183H103V181L100 179V171H101V169L102 168H104L102 165H100V164H98V163H96V161L95 160H97V154H99L98 152V149H95L94 148V146H95V144L97 143V137L98 138H103V140L108 144V146H110L111 148H113L112 150H115V151H113V154L115 155L114 157L117 159V163H118V165L119 166H122L123 168H124V175L127 177V175L125 174V172L126 173H128L129 171H131L132 170V159L130 158V157H128V156H125L124 154H122L121 156H123V157H121L120 155L118 156L116 153H118V152H126V153H129L130 152V148H132V147H137L136 149H138V151H139V153H137V155H139L138 156V158H139V163H140V166L137 168V169H135L134 170V173H136V175H138L139 177H141L140 178V180H139V182H137L136 183V186L138 187V189H136L135 191H137V194H136V192H131L132 193V196L134 197V198H138V200H140V198H142L143 196L145 197V196H148L149 194H151V195H149V197L150 198H152V197H154V198H152L151 199V202H150V204H148V209H149V207H150V209H149V211H151L152 213V217H154L155 215V217L154 218H151V220L149 219V221H150V229L151 230H149L148 232L149 233H147V235H146V238L148 239V241H154L155 239V232H157V228H156V223H160L159 221H160V214H158V213H161V210H162V202L163 201H166V202H168V204H169V206H171V207H169V210L167 211V212H165V216L164 217H162V219L165 221V226H166V234L167 235H169L171 232H173L174 230H175V226H176V224L175 225H171L169 222H168V219L169 218H172V219H175L176 221H177V224H179L180 225V223H181V220H182V218H183V215L181 216V214H179V216L178 215H176V214H178V213H176L177 211L175 210V207H172V203H173V200L174 201H176L177 200V197H178V195L181 193V196L183 197V198H186V199H188V201L189 202H193V201H196L198 198H197V194H196V191H197V188L196 189H194L195 188V186L194 185H192L191 184V179L190 178H188V177H190L189 175H188V171H195L196 172V170H197V174H204L206 177H207V179H208V181L210 182V187H212V188H216L217 187V185H218V181H217V174L216 173H213V172H211L210 171V169H209V167L207 166V164L203 161V160H200L199 158H197V155L195 154L196 153V150L194 149V147H195V143H194V141L191 139L190 140V145H188L187 143L188 142H186V140H183V138L182 137H188V134L186 133V131H185V128L183 129L182 128V126H180L179 127V124L177 123V121H178V117L177 116H175V114H172V109H170V107H169V102H168V98L170 97V93L167 91V90H169L170 92L172 91L173 93H175V94H172V92H171V95L172 96H175V95H178V96H175V97H173V102H175V100H176V102H178V99H180L179 101H181V99H183L181 102H183V103H181V102H178V103H180V104H178V103H175V105L176 104H178V105H176V112H178L177 110H181V109H183V111H188V112H191L192 111V109L194 108L193 107V104H191L190 105V103H192V102H190V101H187L188 99L189 100H191L190 98H189V95H188V90L189 89H187V90H185L186 89V87H181V84H179V83H177V82H179V77H178V74L176 73V75H170L169 73H168V71H166V70H163V72H166V73H163V77H165L166 76V74H169V75H167V77H165L164 78V80L165 79H169V83L171 82V83H173V81H174V84L173 85H171V83L169 84V85H171V88H170V86L168 87V88H165V86H161V85H159V84H157V86H156V83H154V82H156V81H154V80H157L158 81V79H159V76H158V72L157 71H155L154 72V70H152L151 69V71H150V73H149V77H147V70L145 69V68H143V67H141L140 65V63L137 61V60H135V59H132L133 57H134V53H135V51H139L140 52V50H142L144 47H146V45L148 44V45H151L152 44V46L153 47H155V45H156V41L153 39V40H151V37H152V34H151V30L153 29L152 28V25H153V22L151 21L152 19H150L152 16H150V15H148L149 14V12L150 11H152L153 9H151V8H149V7H152V6H148V2L144 5L145 7L143 8V6H142V12L143 13H145L146 15L144 16V15H139L138 13H136V12H134V14L132 15V13H131V10L133 9V7H132V0L130 1V0H128V2L126 1ZM153 1H155V0H153ZM158 1V0H157ZM156 1V2H157ZM172 1V2H171ZM186 1H187V4H185L186 3ZM203 1H204V3H203ZM220 1V2H219ZM263 3H264V0H261ZM130 2V3H129ZM158 2H163V3H168V4H172V3H178L179 5H181V6H185V7H191V8H195V9H197V10H199L200 11V9H201V11L203 12V10H204V13L203 14H205L206 13V11H207V13L205 14L206 16H211V18H212V16H213V12H216L215 14H219V15H223V14H226L225 16H222L223 17V19H224V17H228V16H230L229 18H231L232 19V22H231V20H226V21H228L226 24H228V27H229V25H234L233 23H235V27H233L232 25L230 26V27H232L233 29L234 28H236L235 30L236 31H245L246 33L248 32V33H250V35H249V39H244V41L242 42V45H244V47L242 48V50H240V52H246L247 54L249 53H251L252 52V54H250V55H252L251 57L253 58V56H254V54L256 53V55L254 56V57H258L259 59H260V56L262 57V55L263 54H261V53H263L264 52V48H263V50H261V48H260V46L261 47H264V44H262L261 45V43L259 42L261 39H260V36H263L264 37V14L262 15V13H260V12H258L257 10H254V9H252V7H249L247 4H246V0H224V1H222V0H197V1H193V0H159ZM183 2H184V4H183ZM188 2H190V3H188ZM207 2V3H206ZM219 2V3H218ZM192 3H193V5H192ZM195 3H197L196 5H194ZM245 3V4H244ZM129 4V5H128ZM202 6H200V5ZM240 4V5H239ZM75 5V4H74ZM116 5H117V7H116ZM150 5V4H149ZM186 5H188V6H186ZM193 7H192V6ZM200 7H199V6ZM204 5V6H203ZM241 5H242V7H241ZM75 6H77V4L75 5ZM245 6V7H244ZM240 7V8H239ZM153 8V7H152ZM193 8V9H194ZM205 8L207 9V10H205ZM230 8V9H229ZM238 8V9H237ZM235 9H237V10H235ZM4 10V11H3ZM7 10V11H6ZM147 10V11H146ZM150 10V11H149ZM211 10L213 11V12H211ZM234 10V11H233ZM8 11H10L9 13H8ZM111 11L113 12V14H111ZM153 11H156V9H154ZM208 11H210V13L208 12ZM218 12V13H217ZM230 12V13H229ZM2 13H3V15H2ZM11 13H13V15L11 14ZM232 13V14H231ZM15 14V15H14ZM20 15V16H16V15ZM151 14V13H150ZM211 14V15H210ZM215 14H214V16H215ZM204 15V16H205ZM236 16V17H234V18H232V16ZM246 15V16H245ZM6 16V17H5ZM16 16V17H15ZM203 16V15H202ZM244 16V17H243ZM7 17H10V18H7ZM226 17V18H227ZM249 17V18H248ZM261 17V18H260ZM3 18H4V20H3ZM18 20H16V19ZM28 18V19H27ZM237 18V19H236ZM243 18V19H242ZM247 20H246V19ZM260 18V20H258ZM25 19L26 20V22H24L23 20ZM187 19V21H190L191 23V25H193V19H191V18H186ZM205 19V18H204ZM245 19V20H244ZM248 19H249V24H251V25H257V24H253V22H258V24H259V26L257 25V27L258 28H250V30H249V27H247V28H245L246 30H248V31H246V30H243V29H241L240 27L242 26V24H239V26H238V28H237V25H236V22L237 21H248ZM257 19V20H256ZM16 20V21H15ZM20 20H21V22H20ZM255 20V21H254ZM2 21H4V22H2ZM8 21V22H7ZM23 21V22H22ZM59 21H61V18H59ZM216 21V20H215ZM214 21V22H215ZM250 21H251V23H250ZM253 21V22H252ZM15 22V23H14ZM19 22V23H18ZM33 22V23H32ZM229 22H231L230 24H229ZM16 23H18V24H16ZM22 23V24H21ZM24 23V24H23ZM216 23V22H215ZM262 23V24H261ZM4 26H3V25ZM7 24V25H6ZM202 24V23H201ZM222 24V23H221ZM220 23L217 25V27H219V25L220 26H222V25H224V24H222L221 25ZM249 24H246V25H249ZM12 25V26H11ZM17 25V26H16ZM28 25V26H27ZM33 25V26H32ZM35 25V26H34ZM199 25H200V23H199ZM2 26H3V28H2ZM120 26H122V29H124V33L122 34V36H121V32H120ZM225 26H227V25H224V26H222V27H224V28H227V27H225ZM6 27V28H5ZM17 27V28H16ZM39 27V28H38ZM71 27V26H70ZM253 27V26H252ZM10 28H12L10 31H8ZM13 28H15V29H13ZM29 28V29H28ZM46 28V29H45ZM30 29H32V30H30ZM35 29H38V30H35ZM44 30V32H43V30ZM238 29H240V30H238ZM252 29H253V31H252ZM257 29L259 30V32L257 31ZM5 30H7L8 32H7V34H5L4 33V31ZM255 30L257 31V32H255ZM33 31V32H32ZM51 31V33H49V34H46V32H50ZM53 31V32H52ZM65 33H64V32ZM68 31V32H67ZM240 31V33H242ZM262 32V34L263 35H261L260 33ZM11 32V33H10ZM14 32V33H15ZM30 32V33H29ZM40 32V33H39ZM36 33H39V34H36ZM55 33H57V34H55ZM68 33V34H67ZM74 34V36H72L73 34ZM259 36V38H257L258 36H256V34ZM259 33V34H258ZM255 34V35H254ZM4 35V36H3ZM50 35H51V38H49L50 37ZM56 35V36H55ZM63 35V36H62ZM69 37H68V36ZM191 36H192V38H191ZM194 35H190V37L189 38H191V39H193L194 37H193ZM208 36H210V34L208 35ZM207 36V37H208ZM255 36V37H254ZM34 37V38H33ZM53 37V38H52ZM62 37V38H61ZM124 37H127V40L126 41H124L123 40V38ZM253 37V38H252ZM0 38V39H1ZM24 38V37H23ZM27 37H25L24 39H28ZM56 38H57V40H56ZM68 38H70V39H68ZM128 38H133L135 41H137L138 42V44L137 45H135V47H134V43H132V42H129V39ZM189 38H187L188 40H190ZM210 38V39H209ZM209 38H206L205 40V45L207 44V48H210V52H213V55H215L217 58H214V60H215V63H216V61H220V59H223L224 58V56H222L221 54H229V47H227L226 45L227 44H220V43H217V44H215L216 46H213V44L215 43V41H214V39H213V44H212V40H211V36L209 37ZM254 38H257V39H259V40H256V39H254ZM11 40V41H9V40ZM34 39H36V41L34 40ZM52 39H54V40H56V41H54V40H52ZM59 39H60V41H59ZM63 39V40H62ZM71 39H73V40H71ZM148 39L149 40H151V42H149L148 41ZM207 39H209V40H207ZM215 39L216 40H219V39H217L216 38V36H215ZM32 40H34V41H32ZM45 41V42H43V41ZM66 40V41H65ZM76 40V41H75ZM79 40V41H78ZM194 40V39H193ZM204 40V39H203ZM235 40H237V38L235 39ZM249 42H248V41ZM253 40V41H252ZM29 41V40H28ZM40 41L42 42L41 43V45H42V47H41V45H40ZM60 42V43H58V42ZM139 41H140V43H139ZM195 41V40H194ZM209 41V42H208ZM227 41V40H226ZM251 41H252V43H251ZM258 42V44L260 45H258V44H255L254 42ZM11 42V43H10ZM51 44H50V43ZM67 42V43H66ZM68 42H71V43H68ZM79 42V43H78ZM208 42V43H207ZM37 43V44H36ZM45 43V45H43ZM47 43V44H46ZM62 43V44H61ZM65 43V44H64ZM75 43V44H74ZM77 43V44H76ZM240 43V42H239ZM245 43V44H244ZM56 44V45H55ZM68 44V45H67ZM73 44V45H72ZM82 44V45H81ZM116 44L114 45V46H116ZM191 44H192V41H191ZM194 44V46H196L197 44L194 42L193 43ZM192 44V45H193ZM220 44V45H219ZM251 44V45H250ZM253 44V45H252ZM15 45V46H14ZM22 45H20V46H22ZM47 45V46H46ZM50 45L52 46V47H50ZM58 45V46H57ZM62 46V47H60V46ZM63 45H64V47H63ZM69 45L72 47V48H69ZM192 45H190L189 46V50H191L192 51V48L193 49H195V53H194V56L195 55H197V52H198V49L197 48H199L198 46H197V48L196 47H192ZM249 45H250V47H249ZM256 45H258L257 47L259 48V49H253V47L255 46L256 47ZM13 46V47H12ZM44 46V47H43ZM55 46V47H54ZM253 46V47H252ZM13 49H12V48ZM54 47V48H53ZM188 47V46H187ZM190 47H192L191 49H190ZM222 47V48H221ZM226 47H227V49H226ZM239 47V49H240V47L241 46H238ZM252 47V48H251ZM35 48V49H34ZM49 50H48V49ZM62 48V49H61ZM65 48V49H64ZM75 48V49H74ZM82 48H83V50H85V51H82ZM112 48V49H111ZM202 48V47H201ZM252 50H251V49ZM56 50V54H55V50ZM59 49V50H58ZM67 49V50H66ZM72 49H73V52H72ZM111 49V50H110ZM116 51H115V50ZM188 49H186V50H184V51H186V52H182L181 51V53H182V56L184 57L185 56V54H187L186 56H185V59H188V61H190L192 58H191V55H193V51L192 52H190L191 53V55L189 56V52L187 51ZM223 49H225V50H223ZM238 49V50H239ZM246 49H247V51H246ZM250 49V50H249ZM65 51V53H66V55H69L68 56V58L70 59V61L71 60H74V62H75V65L72 63V62H68V63H66L67 65H64L63 63L61 64L60 62H61V56L60 55H58V54H60V52L61 51ZM71 50V51H70ZM77 50H79L78 52H77ZM117 50H119V51H117ZM200 50V49H199ZM259 50V51H258ZM35 51V52H34ZM37 51V52H36ZM67 51V52H66ZM82 51V52H81ZM120 51H122L123 53H119ZM202 51V50H201ZM201 51L199 52L200 54H201ZM255 51H258L261 55L259 56V55H257V54H259L258 52H254ZM41 52H45L46 54H48V56L45 54L44 55V53L42 54ZM74 52H76V53H74ZM188 52V53H187ZM36 53V54H35ZM38 53H40V54H38ZM53 53V54H52ZM68 53V54H67ZM74 53V54H73ZM80 53H81V55H80ZM120 55H119V54ZM220 53V54H219ZM73 54V55H72ZM77 54H79V55H77ZM91 54V55H90ZM122 54V55H121ZM225 54V57L227 56ZM246 54V55H247ZM249 54L247 55L248 57H250L249 56ZM55 55V56H54ZM231 55H232V53H230V55H228L229 57H231ZM58 56V57H57ZM80 56V57H79ZM87 56V57H86ZM122 56H126V58L127 59H129V61H130V63H134V65H135V67L136 68H134L133 69V73H132V75H130V76H132V78H131V81H134L133 79H137V81L136 82H138V80H139V82H138V85L139 86H137L138 88H140V89H142V91L141 90H139V89H137L138 91H139V95L137 94H135L134 93V95H136V96H134L133 95V97H132V93H130L129 92V90H128V87H126V84L125 83H123V79L121 78V76L119 75V74H117V71L115 70L116 69V62L118 61V60H121V58H122ZM189 56V57H188ZM193 56V57H194ZM226 57V59L228 58V60H229V63H228V60H227V63H228V65L230 66V68H228V70H230V73L232 72H235V73H231L232 74V76L230 75L229 77H231V78H233L232 79V81H231V79H229L231 82H232V85H231V82L229 81V82H227V81H225L223 84L225 85L224 87H226L227 88V86H229L227 89H229V92H231L230 90H232L233 91V88H234V91L233 92H235L236 90H238L237 88H239V91H236V93H238V97H239V99H241V101H243V100H245L246 99V101H247V106L246 107H244L245 109H244V114H242V115H244V117L246 118H244L243 116V118L245 119V120H243V121H245V122H243L244 124H246L247 122V125H251V118H250V115L252 114V109H254V104H256V102L257 101H261L262 103H264V94H263V92H264V87H262V85H264L263 83H264V79H261V78H264V77H262V74L260 75L261 76V78H260V80H258V78L260 77V76H256L257 78H256V83H257V86H258V88H256V91H254V88L251 90V89H249L248 87H246V89H244L245 87L244 86H242V85H244L243 84V82L241 81V78L239 77V75L237 74V72H239V71H235V70H233L235 67H234V65L233 64H231V60L229 59V57ZM239 56H241V55H239ZM238 56V57H239ZM4 57V58H3ZM53 57V58H52ZM54 57H55V60H54ZM81 57H83V58H81ZM87 59H86V58ZM89 57V58H88ZM94 57V58H93ZM250 57V59L249 60H252V58ZM263 57H264V55H263ZM38 58V57H37ZM73 58V59H72ZM241 58V57H240ZM247 58V57H246ZM258 58H256L257 60H258ZM35 61H34V60ZM48 59V60H47ZM51 59V60H50ZM60 59V60H59ZM76 59H86V60H88L89 59V62L90 63H92L93 65H95V68L96 69H98V67H99V70H97V71H100L99 72V74H98V72L96 71V69H95V71H96V73L94 72V75H97L96 77L94 76V75H91L90 73H87V74H85L86 72H84V71H82V70H85V67H84V69H83V66H82V64L80 63L79 64V62H77V61H79V60H76ZM91 59V60H90ZM95 59V60H94ZM132 59V60H131ZM254 60V58H253V60H254V63L255 62H257V60ZM262 59V58H261ZM4 60V61H3ZM16 60V61H15ZM29 60V61H28ZM45 60V61H44ZM54 60V61H53ZM56 60H58L57 61V63H59L58 64V69H60V70H58V72H51L50 71V69H49V67H48V62H46V61H50V62H52L53 63V66H54V64H55V62H56ZM213 60V61H214ZM259 61H261V60H259ZM262 63H264V59H262V61H261ZM29 63V64H28ZM33 63H35V64H33ZM110 63V64H109ZM218 64H220L219 62H217ZM68 64H70V65H68ZM102 64V65H101ZM103 64H104V66H103ZM108 64V65H107ZM146 64L147 65H149V66H152V65H155V66H160V64H161V66H164L165 65V63H164V61L163 62H161V63H155L154 64V62L152 63V58H150V57H147V59H146ZM7 65V66H6ZM17 65V66H16ZM30 65V66H29ZM133 65V66H134ZM232 65H233V68H231L232 67ZM14 68H13V67ZM49 66H52V65H49ZM97 66V67H96ZM115 66V67H114ZM141 68H143V69H141ZM160 66V67H161ZM2 67V68H1ZM9 67V68H8ZM63 69H61V68ZM72 69H71V68ZM49 69V70H48ZM70 69V70H69ZM78 69V70H77ZM104 69V70H103ZM112 69V70H111ZM236 69V68H235ZM9 72H8V71ZM62 70V71H61ZM65 70V71H64ZM72 70V71H71ZM106 70V71H105ZM111 70V71H110ZM144 70H146V71H144ZM210 70V69H209ZM209 70H207V72L209 71ZM233 70V71H232ZM13 71V72H12ZM78 71V72H77ZM211 71V70H210ZM209 71V73H211ZM8 72V73H7ZM45 74H44V73ZM63 74H62V73ZM67 72H70V73H72L73 75H71V76H66V73ZM84 72V73H83ZM109 72V73H108ZM157 72V74H155ZM7 73V74H6ZM48 73V75H46ZM55 73V74H54ZM79 73V74H78ZM208 73V74H209ZM6 74V75H5ZM9 74V75H8ZM54 74V75H53ZM107 74H110V76H108ZM131 74V73H130ZM133 74H134V76H133ZM146 74V75H145ZM222 74V72H220V75ZM224 74V73H223ZM223 74L221 75V76H223ZM250 74H252V73H250ZM264 74V73H263ZM53 77H52V76ZM58 75V77H56ZM120 76V78L118 77V76ZM137 75V76H136ZM145 75V76H144ZM237 75V76H236ZM253 75V74H252ZM90 76V77H89ZM93 76H94V80L96 81V80H98L99 82H101V88H102V90L104 89V88H106V89H104L103 91H104V95L102 96V98H103V101L105 102V103H108L107 105L106 104H104V102H103V104H102V110H103V117H105V118H108V117H110V116H112V118H114V117H118V116H120V114H121V112H126V113H128V111L129 110H131L130 111V113H132L131 115H130V113H128L127 115H129L128 116V121H127V123L125 124L126 126H124V125H122V126H120V127H114V133L115 134H118L117 135V137H115V139H113V138H110V135L107 133V132H103L102 131V127L101 126H103V125H99V124H95V132L94 131H90L89 132V130H86V128H83L82 129V127H80V126H78V125H80V122L78 121V119L76 118V116H77V114L76 113H80V115H81V117L83 118V117H85L84 119H86L87 121L86 122H88L89 120H91V115L89 114V109H88V102L86 101V96H87V92L85 91V90H87V87H86V83L87 82H89V81H92V79H93ZM108 76V77H107ZM112 76H115V77H112ZM153 76V77H152ZM171 76H172V78H171ZM177 76V77H176ZM239 77V78H235L234 79V77ZM72 77V78H71ZM112 77V79H110V78ZM143 77H145V79H143ZM254 77H255V75H254ZM58 78V79H57ZM76 78V79H75ZM89 78V79H88ZM96 78V79H95ZM113 78H115L116 79V82L115 83H117V85H115V83L113 84ZM147 78V79H146ZM157 78V79H156ZM61 79V80H60ZM67 79V80H66ZM79 79V80H78ZM121 79V80H120ZM240 81H239V80ZM145 80H147V82L145 81ZM227 80H228V78H227ZM237 81V82H234V81ZM67 82V83H65V82ZM69 81H70V83H69ZM111 81H112V84H111ZM118 81V82H117ZM134 81V82H135ZM154 81V82H153ZM176 81V82H175ZM181 81V80H180ZM260 81V84L261 85H259L258 84V82ZM62 84H61V83ZM85 82V83H84ZM103 82V83H102ZM135 82V83H136ZM255 82V81H254ZM253 82V84L252 85H255L256 83H254ZM261 82H263V83H261ZM64 83V84H63ZM147 83V84H146ZM176 83V84H175ZM234 83H238L239 84V86L237 85V87H235L236 86V84H234ZM68 84V85H67ZM137 84V83H136ZM149 84V85H148ZM227 84H229V85H227ZM235 86H234V85ZM78 87H77V86ZM152 86V87H149V86ZM175 85V86H174ZM176 85H180V86H177L176 87ZM232 87H231V86ZM68 86V87H67ZM72 86V87H71ZM82 86H83V89H82ZM103 86V87H102ZM115 86H117L116 88H113L112 89V87H115ZM144 86V87H143ZM234 86V87H233ZM66 87V88H65ZM75 87H77V89L75 88ZM80 87H81V89H80ZM181 87V88H180ZM243 87V90H245V91H247V92H245V91H243L242 89V91L240 90V88H242ZM121 88V89H120ZM127 88V89H126ZM145 88L146 89H148V90H145ZM183 88H185V89H183ZM189 88V87H188ZM230 88H232V89H230ZM236 88V89H235ZM65 89V90H64ZM69 89V90H68ZM76 89V90H75ZM120 90V92L118 91V90ZM167 89V90H166ZM174 91H173V90ZM184 91H183V90ZM72 90V91H71ZM115 90H117V91H115ZM146 91V94H145V91ZM164 90V91H163ZM167 91V93H169L168 95H166L165 93H166V91ZM183 91V92H180L179 93V91ZM249 90H250V92H249ZM259 90V91H258ZM263 90V91H262ZM68 91V92H67ZM74 91H76V92H74ZM107 91H108V93L111 95V97L112 98H109L108 97V93H107ZM111 91V92H110ZM141 91V92H140ZM176 91H178L177 93L178 94H176ZM251 91H253L254 93H252ZM78 92V93H77ZM137 92V91H136ZM191 92H193V91H191ZM232 92V93H233ZM65 93V94H64ZM83 93V94H82ZM143 95H146V97L149 99V101H147V103L146 104H144V102H145V100H143V101H141L142 99H139V97H141L142 96V94ZM189 93H190V91H189ZM241 93V94H240ZM244 93V94H243ZM252 94L251 96H250V99H249V95L250 94ZM256 93V94H255ZM259 93V94H258ZM63 94V95H62ZM67 94V95H66ZM68 94H72L73 96L71 97V98H69V97H66V96H69ZM77 94V95H76ZM107 94V95H106ZM119 94H121V97L119 96ZM123 94H125V96L123 95ZM150 94V95H149ZM180 94H181V97H179L180 96ZM192 94V93H191ZM242 94L244 95V97H242ZM247 94V96H248V100H247V96H245ZM254 94V95H253ZM261 94V95H260ZM86 95V96H85ZM109 95V96H110ZM184 95V96H183ZM186 95H188V96H186ZM258 96V98H257V96ZM63 96V97H62ZM166 96H169L168 98L166 97ZM172 96L170 97V100L169 101H171L172 100ZM186 96V97H185ZM255 96V97H254ZM66 97V98H65ZM75 97V98H74ZM127 97V98H126ZM154 97V98H153ZM178 97V98H177ZM184 97V98H183ZM188 97V98H187ZM241 97V98H240ZM62 98V99H61ZM63 98H65V99H63ZM76 99L75 100V103L74 104H78V109L80 108V110H76V111H74V110H72L71 109V107L70 106H67V104H68V102H69V104L72 102L71 100H74V99ZM82 98V99H81ZM83 98H85L84 100H83ZM120 98V99H119ZM176 98V99H175ZM255 100H254V99ZM261 98V99H260ZM81 99V100H80ZM115 99V100H114ZM125 100L121 105H119V102L118 101H122V100ZM168 99V100H167ZM252 99V100H251ZM111 100V101H110ZM253 100L255 101V103L253 102ZM263 100V101H262ZM61 101V102H60ZM67 101V102H66ZM85 101V102H84ZM93 101H95V102H98V101H100L96 96H93ZM109 101L111 102V103H109ZM113 101V102H112ZM127 101V102H126ZM136 101V102H135ZM155 101V102H154ZM186 101V102H185ZM250 101V102H249ZM129 102V103H128ZM134 102V103H133ZM139 102H141L142 103V107H141V103H140V105H139ZM149 102V103H148ZM151 102H152V104H151ZM166 102V103H165ZM188 102V103H187ZM253 102V103H252ZM62 103V104H61ZM64 103V104H63ZM85 103V104H84ZM87 103V104H86ZM128 103V104H127ZM155 103L157 104V106H159V108L157 107V106H155ZM184 103H185V106H184ZM248 103H249V105H248ZM112 104V105H111ZM114 104V105H113ZM148 104H149V106H148ZM167 104V105H166ZM72 105V104H71ZM83 105V106H82ZM103 105H105L104 107H103ZM135 105V106H134ZM145 105H147L146 107H145ZM153 106V108H151L152 106ZM165 105V106H164ZM182 107H181V106ZM128 106H130V107H128ZM151 106V107H150ZM178 106V107H177ZM252 106V107H251ZM109 107V108H108ZM145 107V109H147V108H149V109H147L148 110V115H149V113H153L152 115H153V118L154 119H152V118H150V116H147V113H146V111L147 110H145V112H143L144 111V108ZM157 107V108H156ZM166 107H168V110H169V113H168V110H167V108ZM188 107V108H187ZM190 107H191V109H190ZM193 107V108H192ZM112 108V109H111ZM127 108L129 109L128 111H127ZM157 109V111L159 112V117L160 118H157V119H159V120H157L155 117H154V109ZM185 108V109H184ZM68 109V110H67ZM107 109V110H106ZM143 109V110H142ZM153 109V110H152ZM160 111H159V110ZM85 110V111H84ZM113 110V111H112ZM120 110H123V111H120ZM126 110V111H125ZM140 110V111H139ZM153 111V112H152ZM86 112V113H85ZM163 112V113H162ZM171 112V113H170ZM250 112V113H249ZM68 113V114H67ZM168 113V114H167ZM246 113V114H245ZM150 114V115H151ZM87 115V116H86ZM143 115V116H142ZM246 115V116H245ZM134 116V117H133ZM146 116H147V118H148V120H147V118H146ZM162 116V117H161ZM158 117V116H157ZM175 117V118H174ZM130 119V120H129ZM135 119V120H134ZM151 121H150V120ZM156 120V121H155ZM71 121L73 122V124L71 123ZM135 121V122H134ZM138 121V122H137ZM154 121L155 122H157V121H159L160 123H161V126H160V124H159V126L160 127H163L164 128V130H163V128H161L163 131H165V133L169 130V132H167V133H169L170 134V136L172 137V139H174L175 141H176V146H171V144L169 143V141H167L165 144H160V146H157V148L158 149H154L153 151H152V155H149L148 156V154L150 153L149 151V148H147V144H149L150 142H153L154 141V137L155 136H158V134H156V135H154L153 133V131L155 130V126H157V127H159L158 126V124L157 123H159V122H157V123H155L154 124ZM250 121V122H249ZM79 122V123H78ZM151 122H153L152 124H151ZM135 123H138V125H136ZM142 123V124H141ZM149 123V124H148ZM72 124V125H71ZM157 124V125H156ZM67 125V126H66ZM71 125V126H70ZM135 125V126H134ZM142 125V126H141ZM98 126V127H97ZM100 126V127H99ZM151 126V127H150ZM80 127V128H79ZM136 127V128H135ZM143 127V128H142ZM159 127V128H160ZM166 127V128H165ZM252 127V126H251ZM64 128V129H63ZM77 128V129H76ZM139 128H142V129H139ZM145 128V129H144ZM153 128V130H151ZM168 128V129H167ZM100 129V130H99ZM133 129H134V131H133ZM139 131H138V130ZM78 130V131H77ZM82 130V131H81ZM118 130H119V132L121 133V134H119V132H118ZM121 130V131H120ZM130 130V131H129ZM142 130V131H141ZM255 129H254V126L252 127V129L250 128V137H251V142H252V144H254V147H257L259 150H263V147L261 146V144H260V141H259V136L257 135V133L254 131ZM68 132V133H67ZM92 132H93V134H92ZM118 132V133H117ZM129 132V133H128ZM139 132H141V133H139ZM146 132H148V133H150V134H148V133H146ZM153 132V133H152ZM59 135H58V134ZM62 133V134H61ZM66 133V134H65ZM55 134H57L56 136H54ZM65 134V136L63 137V135ZM130 134V135H129ZM140 134H141V136H140ZM146 134H147V136H146ZM90 135V136H89ZM96 136L95 138H93V136ZM103 135V136H102ZM136 135H139L140 137H141V140H140V138H139V140L136 138L137 136ZM144 135V136H143ZM150 135H152V136H150ZM51 136V137H50ZM83 136V137H82ZM88 136H89V139H88ZM92 136V137H91ZM149 136V137H148ZM154 136V137H153ZM182 136V137H181ZM53 137V138H52ZM79 137H80V139H79ZM125 137H127V138H125ZM129 137V138H128ZM143 137H145V139L142 141V139H143ZM147 137V138H146ZM50 138H52V140L50 139ZM68 138V139H67ZM74 138H76V139H74ZM105 138H106V140H105ZM131 138V139H130ZM151 138V139H150ZM176 138V139H175ZM47 139V140H46ZM48 139H50V141L48 140ZM67 139V140H66ZM113 139V140H112ZM71 140V141H70ZM86 140V141H85ZM89 140H90V142H92V143H89ZM132 140H133V142H132ZM145 140H147V141H145ZM44 141L45 142H47V143H44ZM56 141V142H55ZM60 141H61V143H62V145H61V143H60ZM65 141V142H64ZM113 141V142H112ZM135 141V142H134ZM142 141V142H141ZM184 141V142H183ZM55 142V143H54ZM69 142V144H67ZM74 142H76L77 144H75ZM78 142H79V146H78ZM82 142V143H81ZM119 142V143H118ZM127 142H128V144H127ZM140 142V143H139ZM186 142V143H185ZM52 143V144H51ZM87 143V144H86ZM94 143V144H93ZM142 144V145H140V146H138L139 144ZM144 143V144H143ZM85 144V145H84ZM91 144V145H90ZM118 144V145H117ZM138 144V145H137ZM146 144V145H145ZM47 145V146H46ZM71 145V146H70ZM73 145H74V147H73ZM117 147H116V146ZM129 145H131V146H129ZM143 145H145L146 146V148H147V150H146V148H145V146H143ZM164 145H166L167 147H165ZM170 145V146H169ZM57 146V147H56ZM66 146V147H65ZM89 146V147H88ZM115 146V147H114ZM141 146H143L142 147V149H145V150H143L142 151V149L140 150V147ZM4 147V148H3ZM49 147V148H48ZM59 147V148H58ZM62 147V148H61ZM90 149H88V148ZM91 147V148H90ZM130 147V148H129ZM161 147H162V149H161ZM163 147H165V149L163 148ZM45 148V149H44ZM52 148H54L53 150H52ZM66 148V149H65ZM87 148V149H86ZM124 148V149H123ZM177 148V149H176ZM51 149V150H50ZM71 149V150H70ZM77 149V150H76ZM93 149V150H92ZM94 149L96 150V151H94ZM169 149V150H168ZM180 149V150H179ZM198 149V148H197ZM7 150V151H6ZM45 150V151H44ZM50 150V151H49ZM67 150H69V151H67ZM72 150H74V151H72ZM84 150V151H83ZM125 150V151H124ZM158 150H160V151H158ZM182 150H183V152H182ZM2 151V152H1ZM6 151V152H5ZM52 151V152H51ZM56 151V152H55ZM57 151H61V152H57ZM67 151V152H66ZM78 151V152H77ZM86 151V152H85ZM91 151V152H90ZM117 151V152H116ZM142 151V152H141ZM156 151H157V153H156ZM178 151V152H177ZM9 154H8V153ZM144 152V153H143ZM149 152V153H148ZM159 152V153H158ZM176 152V153H175ZM4 153V154H3ZM5 153H6V155H5ZM47 153V154H46ZM82 153H83V155H85L86 156V158H84L85 156H83L82 155ZM87 153V154H86ZM145 153H146V155H145ZM163 155H162V154ZM167 153V154H166ZM182 153V154H181ZM51 154V155H50ZM64 155V157H63V155ZM72 154V155H71ZM75 154V155H74ZM95 156H93V155ZM134 155H136L135 153H133ZM141 154V155H140ZM160 154V155H159ZM165 154V155H164ZM182 156H181V155ZM4 155V156H3ZM8 155V156H7ZM13 155V156H12ZM22 155H24V157L22 156ZM53 155H55V157H53ZM56 155H57V157H56ZM62 155V156H61ZM69 155H71V156H69ZM79 155V156H78ZM92 155V156H91ZM136 155V156H137ZM156 155V156H155ZM169 155H170V157H169ZM176 155H178V157L176 156ZM2 156V157H1ZM6 156V157H5ZM21 156V157H20ZM49 156V157H48ZM118 156V157H117ZM145 156V157H144ZM152 156H153V158H152ZM167 156L169 157V159L167 158ZM180 156H181V158H180ZM232 156H234V155H232ZM4 157V158H3ZM9 159H8V158ZM11 157H12V159H11ZM47 157V158H46ZM59 157V158H58ZM90 157V158H89ZM149 157V158H148ZM182 157L183 158H185V159H183V161H182ZM20 158V159H19ZM57 158V159H56ZM64 158V159H63ZM67 158H71V160H72V164H68L67 163ZM144 158H146V160H144ZM155 158V159H154ZM3 159V160H2ZM15 159V160H14ZM16 159H19V160H16ZM21 159H22V161H21ZM24 159V160H23ZM50 159V160H49ZM74 159V160H73ZM130 159V160H129ZM143 159V160H142ZM151 160L152 159V161H153V165L155 164L156 166H155V168L157 169V172H155L156 174H157V176H156V174L155 173H153L154 174V180L152 181V182H148L145 178L147 177V171H146V169H145V164H147V160ZM161 159H162V162H159V161H161ZM168 159V160H167ZM174 159H175V161H174ZM60 160V161H59ZM78 160H80L78 163H76V161H78ZM85 160V161H84ZM94 160V161H93ZM129 160V161H128ZM142 160V161H141ZM165 160H166V162H165ZM181 162H180V161ZM8 161V162H7ZM13 161V162H12ZM73 161H74V163H73ZM92 161V162H91ZM145 161V162H144ZM155 161V162H154ZM168 161H170V162H168ZM171 161H174V162H171ZM195 161H197V162H195ZM11 162V163H10ZM16 162H17V165H16ZM52 162H53V165H52ZM85 162V163H84ZM91 162V163H90ZM184 162V163H183ZM195 163V164H189V163ZM3 163H4V165H3ZM9 165H8V164ZM19 163V164H18ZM21 163V164H20ZM34 163V164H33ZM42 163V164H41ZM80 163V164H79ZM124 163V164H123ZM126 163H128V164H126ZM157 163V164H156ZM158 163H160L159 165H158ZM161 163H162V165H161ZM168 163H169V165H168ZM173 163H175V164H173ZM6 164H7V166H6ZM40 164H41V166H40ZM67 164V165H66ZM96 164V165H95ZM143 164H144V166H143ZM164 164V165H163ZM169 166H167V165ZM197 164V165H196ZM11 165H12V167H11ZM21 165V166H20ZM38 165L40 166V167H38ZM45 165V166H44ZM66 165V166H65ZM69 165V166H68ZM77 165V166H76ZM85 165V166H84ZM90 165V166H89ZM166 165V166H165ZM189 165V166H188ZM191 165L193 166V168L194 169H192L191 168ZM9 166V167H8ZM28 168H27V167ZM48 166V167H47ZM54 166V167H53ZM80 166V167H79ZM84 166V167H83ZM88 166V167H87ZM93 166V167H92ZM95 166H97V167H95ZM100 166V167H99ZM130 166V167H129ZM157 166H159V168L157 167ZM161 166V167H160ZM181 166H184L183 167V170H182V167ZM13 167H15V168H13ZM37 167V168H36ZM43 167H45V168H43ZM52 167V168H51ZM73 167L74 168H76L77 170H71V172H70V175H69V178H67V176H66V174H65V171H68V170H70V168L71 169H73ZM81 167H83V168H81ZM169 169H168V168ZM189 169H188V168ZM13 168V169H12ZM26 168V169H25ZM40 168V170H38ZM62 169V173H61V169ZM81 168V169H80ZM98 168H99V170H98ZM101 168V169H100ZM142 168H143V170H142ZM165 168V169H164ZM16 169V170H15ZM35 169V170H34ZM51 171H53V172H51ZM60 169V170H59ZM67 169V170H66ZM79 169H80V171H79ZM139 169V170H138ZM144 169H145V171H144ZM161 169V170H160ZM166 169H168V170H166ZM185 169V170H184ZM0 170H1V168H0ZM33 170V171H32ZM49 170V172L51 173H49V172H47ZM127 170H128V172H127ZM20 171V172H19ZM24 171V172H23ZM25 171L27 172V173H25ZM45 171V172H44ZM76 171V172H75ZM95 171V172H94ZM142 171V172H141ZM165 171V172H164ZM183 171V172H182ZM185 171V172H184ZM7 172V173H6ZM9 172V173H8ZM15 172V173H14ZM16 172L18 173V174H16ZM39 172H41L40 174H39ZM44 172V173H43ZM47 172V173H46ZM59 172V173H58ZM63 172H64V175H63ZM72 172H75V173H72ZM168 172H170V173H168ZM246 172L248 173V175L251 173V171L249 170V168L247 167L246 168ZM25 173V174H24ZM48 174L49 175V177H48V175H44V174ZM53 173V174H52ZM99 173V174H98ZM138 173V174H137ZM140 173V174H139ZM144 173H146V174H144ZM162 173V174H161ZM166 173H168V175L166 174ZM186 173V174H185ZM209 173V174H208ZM213 173V174H212ZM2 174V175H1ZM10 174V175H9ZM31 174H33V175H31ZM69 174V173H68ZM72 174V175H71ZM98 174V175H97ZM141 174H142V176H143V178H142V176H141ZM165 174V175H164ZM171 174V175H170ZM14 175H17V176H15V177H17V178H15L14 177ZM30 175H31V177L33 176V178H31L30 177ZM59 175V176H58ZM75 175V176H74ZM78 175V176H77ZM145 175H146V177H145ZM160 175V176H159ZM187 175V176H186ZM210 175V176H209ZM24 176V177H23ZM31 178L30 180H29V178ZM41 176H42V178H41ZM57 176H58V178H57ZM64 176H66V177H64ZM81 176V177H80ZM95 176V177H94ZM166 176V177H165ZM167 176H168V179H167ZM172 176V177H171ZM182 176H184V177H182ZM261 176V175H260ZM3 177H4V179H3ZM5 177H7V178H5ZM10 177V178H9ZM21 177L23 178V179H21ZM38 177V178H37ZM45 177V178H44ZM52 177V178H51ZM145 177V178H144ZM158 177V178H157ZM161 177H162V179H161ZM170 177H171V179H170ZM46 178H48L49 180H47ZM65 178H66V180L67 181H65ZM159 180V178L162 180V181H164V182H168L169 180H170V184H169V182L167 183L169 186V189H170V191L169 192H166L167 190H166V188L165 187H162V185H160L158 182H160V181H158L157 179ZM165 178V179H164ZM261 178H264V174L261 176V177H259L258 176V179H257V181L259 182V183H262L263 181H262V179ZM28 179V180H27ZM37 179V180H36ZM43 179V180H42ZM55 179V180H54ZM73 179V180H72ZM90 179V180H89ZM96 179V180H95ZM143 179V180H142ZM167 179V180H166ZM190 179V180H189ZM261 179V180H260ZM36 180V181H35ZM47 182H46V181ZM57 180V181H56ZM77 180V181H76ZM98 180V181H97ZM22 181L20 182V183H22ZM41 181H45L43 184H42V182L40 183ZM54 181H56V182H54ZM59 181V182H58ZM79 181V182H78ZM142 183H141V182ZM158 181V182H157ZM177 181V182H176ZM261 181V182H260ZM35 182V183H34ZM66 182V183H65ZM175 182V183H174ZM215 182V183H214ZM27 183H29L28 185H27ZM51 183V184H50ZM144 183V184H143ZM35 184L37 185V186H35ZM48 184H50V185H48ZM55 186H54V185ZM141 184H143V186L141 185ZM191 184V185H190ZM32 185V186H31ZM174 185V187H172ZM176 185V186H175ZM35 186V187H34ZM49 186V187H48ZM58 186V187H57ZM77 186V185H76ZM149 186V187H148ZM160 186V187H159ZM193 186V187H192ZM47 187V188H46ZM57 187V188H56ZM119 187V188H118ZM112 193L113 194H116V196H118L119 195V190L118 189H120L121 190V187L120 186H118ZM156 187V188H155ZM60 190H59V189ZM142 188L143 189H145V193L143 192V190H142ZM147 188H149L148 190L149 191H147ZM173 188H174V190L176 191H174L173 190ZM57 189L59 190V193H57L58 191H57ZM86 189L89 191H86ZM151 189V190H150ZM56 190V191H55ZM163 190H164V192H163ZM138 191H141L142 193H144V195L143 194H141L140 195V193L141 192H138ZM148 193H147V192ZM88 192V193H87ZM161 192V193H160ZM178 192V193H177ZM89 193H91V195L89 194ZM135 193V194H134ZM139 193V194H138ZM176 193V195H174ZM89 194V195H88ZM98 194V195H99ZM155 195V196H153V195ZM172 194V195H171ZM137 195V196H136ZM143 195V196H142ZM139 196V197H138ZM142 196V197H141ZM158 198H157V197ZM171 196H173V197H171ZM175 197V198H174ZM88 198V199H87ZM156 198V199H155ZM84 199V200H83ZM159 199H160V201H159ZM176 199V200H175ZM153 200V201H152ZM158 200V201H157ZM153 202H155V204L153 203ZM154 204V205H153ZM157 204H160V205H157ZM158 206V207H157ZM154 210H153V209ZM158 208V209H157ZM161 209V210H160ZM174 209V210H173ZM28 210H30V209H28ZM5 211V212H4ZM156 211V212H155ZM36 212V210L35 211H32L31 212V210L30 211H27L26 212V214H24V215H22V216H19V217H17L16 219L18 220V221H20V220H24L25 222L27 221V223L29 224V226L33 229V233L34 234H36V236L35 237H33L30 241H26V239H25V237L21 234V235H19V236H15L14 237V235H13V233H10L9 232V229H8V227L10 226V224H11V220L6 216V213H10V214H14V212H11L10 210H8L5 206H3L2 204H0V222L3 224V225H0V227L2 228H0V247H9L8 249H9V251L10 252H12V253H16L17 254V256L19 257L18 259H19V261H25L26 259L25 258H27V256H29V255H31V253H32V249L33 250H35L36 248H40V249H42L43 247H46L47 248V250L49 249V251H50V249H51V253H57L59 256H61V261L58 263V264H132L131 263V259H132V257H130V256H132L131 254H133L132 253V251L131 250H136L135 252H134V258H136V260H137V263L136 264H144L143 262V259H142V261L140 260L141 259V255H140V252L142 251L143 253L146 251H148L149 249H151V250H149L150 251V255H149V257L148 258H154L153 260H151L150 261V263H152V264H158V262H159V264H163V258H164V255H165V257H170V258H172V260H174V261H172V264H180V263H182V262H180V261H183L184 263L183 264H189V262H191V264H194V262H193V260L192 259H190V258H193L192 256H197L195 259H197L198 260V263L199 264H205V261H206V257L205 256H210V254H209V252H210V250H211V248H212V246H211V244H209V243H206L203 239H202V237H200L199 235H198V233H194L196 236H194V234H192L193 235V237H192V235H191V233L192 232H194V230H193V227H192V225H188V227H186L185 228V233L183 234L184 236H183V240H191L192 242L191 243H193V246H194V248H193V252L194 253H192L191 252V254L190 255H188V256H185V255H183V254H178V250H174V252H173V254H171L170 252L169 253H167V252H164L163 250H162V248H161V246L160 247H157V249H156V252H157V254H156V252H154V249L150 246V248L148 249L147 247L149 246V243L150 242H147L146 244H145V246H143L142 244H141V242L137 239V237H136V239H135V237H133L130 241H127L126 242V238H125V236H126V232H124V231H126V228H124V227H121V226H119V221L121 222V220H122V215H119V216H117L116 217V220H115V223H114V219L113 218H115L114 216H112L113 218H112V225H111V228H110V231L114 234L113 235V237H117V239H118V243H117V245L115 246V248H114V251H115V253H112L113 251H112V249L110 248H108L107 246H100V244H101V234H100V232H99V230H98V228L97 227H95L94 229H93V231L91 232V235L89 236V235H86V232L84 231L85 230V224H84V221H85V218H82V217H79V219L77 220V222H76V225H72L71 226V228L70 229H68V228H65L63 225H61L60 223L61 222H59V221H57V222H54V221H48L47 219H42L41 218V220L39 219V221H40V223H39V221H37V223L34 221L35 220V217H38V216H36V214L37 213H35ZM90 213H92V212H95L94 210H92V212H91V209H90V211H89ZM126 212V211H125ZM173 212L175 213V214H173ZM166 213H167V215H166ZM4 214H5V216H4ZM2 215V216H1ZM26 215V216H25ZM158 215V216H157ZM4 216V217H3ZM170 216V217H169ZM173 216V217H172ZM14 217H16L15 216V214H14ZM31 217V218H30ZM119 217V218H118ZM8 218V219H7ZM149 218H150V216H149ZM159 219V220H158ZM43 220H45V221H43ZM84 220V221H83ZM83 221V222H82ZM4 222H8V224L6 223H4ZM9 222H10V224H9ZM30 222V223H29ZM118 222V223H117ZM152 222V223H151ZM154 222V223H153ZM46 223V224H45ZM118 224V225H117ZM156 224V225H155ZM33 225V226H32ZM42 225H43V227H42ZM155 226V227H154ZM39 227H40V229H39ZM80 227V228H79ZM116 227H119V228H117V229H119V230H117L116 229ZM189 227H191V230H190V228ZM154 228H156V230L154 229ZM159 229H160V227H159ZM188 229V230H187ZM2 230L4 231V232H2ZM61 230H63L62 232H61ZM155 230V231H154ZM8 231V232H7ZM47 231H51L52 233L53 232H58V233H62L61 235H60V237H61V239H59L60 237H58V239L57 238H55V240H54V238H51V237H49V236H47L46 235V233H47ZM80 231V232H79ZM119 231V232H118ZM189 231V232H188ZM196 231V230H195ZM115 233H116V235L118 234V236H116L115 235ZM125 233V234H124ZM190 233V235H188L187 236V234H189ZM11 234V235H10ZM64 234V236H62ZM73 235V236H72ZM77 235H79V237L77 238V237H75V236H77ZM121 235V236H120ZM152 235V236H151ZM197 235H198V237H197ZM87 236V237H86ZM49 237V238H48ZM120 237V238H119ZM122 237V238H121ZM127 237V236H126ZM196 237V238H195ZM9 238V239H8ZM20 238V239H19ZM23 238L25 239V240H23ZM84 238V239H83ZM125 238V239H124ZM186 238V239H185ZM13 239V240H12ZM18 239H19V242H16V240L18 241ZM37 239V240H36ZM49 239V240H48ZM68 241H67V240ZM85 239H87V240H85ZM149 239H151V240H149ZM154 239V240H153ZM194 239V240H193ZM201 239V240H200ZM42 240V241H41ZM48 240V241H47ZM51 240V241H50ZM53 240V241H52ZM62 240H64V241H62ZM70 240V241H69ZM75 240V241H74ZM90 240V241H89ZM196 240H197V243H196ZM21 241V242H20ZM47 241V242H46ZM79 241V242H78ZM125 241V242H124ZM132 241H135V242H132ZM137 241H139V242H137ZM158 241L160 242V241H162V238H159L158 239ZM199 241V242H198ZM14 242V243H13ZM43 242H45V243H43ZM58 244H57V243ZM64 242H65V244H64ZM73 242V243H72ZM78 242V243H77ZM82 242V243H81ZM93 242V243H92ZM120 242H121V244H120ZM131 242V243H130ZM46 243H47V245H46ZM63 243V244H62ZM72 243V244H71ZM87 243H89V244H87ZM137 243H139V244H137ZM161 243V242H160ZM15 244H16V246H18V247H16L15 246ZM19 244V245H18ZM25 244H26V246H25ZM32 244V245H31ZM34 244V245H33ZM127 244V245H126ZM133 244V246H131ZM196 244V245H195ZM208 244V245H207ZM7 245V246H6ZM45 245V246H44ZM56 245H57V247H56ZM91 245H93V246H91ZM119 245V246H118ZM121 245V246H120ZM137 245L138 246H140V245H142L143 246V248H142V246H140L138 249H136L137 248ZM161 245V244H160ZM202 245V246H201ZM205 245H207V246H205ZM30 246H34V247H30ZM40 246V247H39ZM126 246V247H125ZM136 246V247H135ZM147 246V247H146ZM200 246H201V249H200ZM205 246V247H204ZM210 246V247H209ZM25 247V248H24ZM28 247V248H27ZM50 247H52V248H50ZM55 247H56V249H55ZM64 247V248H63ZM120 247H122L121 249H120ZM145 247H146V250H145ZM18 248V249H17ZM23 248V249H22ZM31 248V249H30ZM105 248V249H104ZM125 248V249H124ZM131 248V249H130ZM132 248H134V249H132ZM142 250H141V249ZM61 249V250H60ZM99 249H100V251H99ZM207 249V250H206ZM25 250V251H24ZM28 250V251H27ZM110 250H111V252H110ZM130 250V251H129ZM153 250V253L151 252ZM195 250L198 252V254H197V252H195ZM204 250H205V252H204ZM14 251V252H13ZM17 251V252H16ZM120 251H121V253H120ZM127 251V252H126ZM148 251V252H149ZM21 252V253H20ZM59 252V253H58ZM127 254H125V253ZM138 252V253H137ZM142 252H141V254H142ZM159 252V253H158ZM161 252V253H160ZM25 253V254H24ZM27 253V254H26ZM63 254H64V256H63ZM109 254V255H108ZM118 254V255H117ZM125 254V255H124ZM139 254V255H138ZM176 254V255H175ZM197 254V255H196ZM25 257H24V256ZM66 255V256H65ZM123 255H124V257H123ZM161 255V256H160ZM192 255V256H191ZM204 255V256H203ZM113 256V257H112ZM115 256V257H114ZM159 256V257H158ZM182 258H181V257ZM21 257V258H20ZM22 257L25 259H22ZM117 257V258H116ZM129 257V258H128ZM158 259H157V258ZM178 257V259H176ZM63 259H64V261H63ZM66 259V260H65ZM110 259V260H109ZM122 259V260H121ZM180 259V260H179ZM183 259H185V260H183ZM126 260H127V262H126ZM197 260H195L196 262H197ZM123 261V262H122ZM161 261V262H160ZM175 261H176V263H175ZM178 261V262H177ZM72 262V263H71ZM141 262V263H140ZM156 262V263H155ZM180 262V263H179ZM188 262V263H187ZM197 264V263H196Z\"/></svg>", "mask_w": 264, "mask_h": 264}]
</instances>
